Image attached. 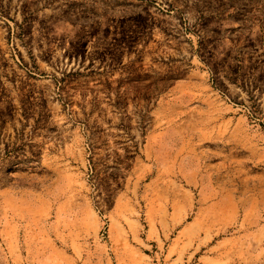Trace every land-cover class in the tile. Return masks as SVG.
<instances>
[{"label": "rangeland", "instance_id": "1", "mask_svg": "<svg viewBox=\"0 0 264 264\" xmlns=\"http://www.w3.org/2000/svg\"><path fill=\"white\" fill-rule=\"evenodd\" d=\"M0 264H264V0H0Z\"/></svg>", "mask_w": 264, "mask_h": 264}]
</instances>
